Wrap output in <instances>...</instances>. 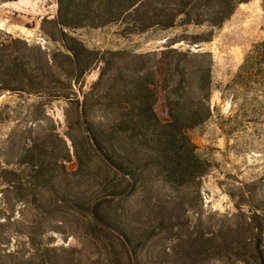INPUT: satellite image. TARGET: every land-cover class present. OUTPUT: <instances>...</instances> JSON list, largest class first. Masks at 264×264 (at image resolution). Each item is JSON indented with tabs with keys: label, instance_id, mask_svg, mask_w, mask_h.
I'll use <instances>...</instances> for the list:
<instances>
[{
	"label": "trees",
	"instance_id": "16d2710c",
	"mask_svg": "<svg viewBox=\"0 0 264 264\" xmlns=\"http://www.w3.org/2000/svg\"><path fill=\"white\" fill-rule=\"evenodd\" d=\"M56 1L58 27H100L130 16L140 22L143 31L171 28L179 16L186 24L221 27L237 5L249 0ZM62 33L70 45L65 46L67 55L59 54L71 66L73 75L83 76L100 64L98 81L91 89L106 85L96 105L107 115L104 121H91L86 96L81 104L74 98L70 100L74 116L65 111V136L70 144L53 128L48 140L34 141L20 155L18 163L28 162L33 168L35 187L48 194L46 200L36 203L37 207L46 216L64 218L67 209L88 214L85 222L74 218L76 223L81 222L86 237L101 244L106 264H148L140 254L153 239L157 246L169 245L163 247L155 264H264V207L254 208L249 214L239 210L232 217L213 222L195 212L200 209L198 183L206 172V163L197 155L188 131L211 113V61L207 55L169 47L159 58L154 53L125 51L108 52V59L98 58L80 41ZM252 54L238 77L243 79L248 70H253L264 83V41ZM119 57H126L121 67L116 65ZM15 61L12 58L11 63L15 65ZM4 63L0 57V70L13 73L14 68L12 71L11 65ZM156 76L170 119L166 124L160 122L153 108L157 101ZM72 160L76 168L69 171L65 163ZM158 181L170 192L158 188ZM19 182L16 170L0 167V186H5L1 193L21 189ZM20 196L25 199L26 193ZM131 197H137L134 207L127 204ZM3 225L0 221V227ZM42 249L37 259H22L17 264H62L63 259L72 264V255L80 253L71 248ZM5 256L16 259L11 252Z\"/></svg>",
	"mask_w": 264,
	"mask_h": 264
},
{
	"label": "rangeland",
	"instance_id": "374dc122",
	"mask_svg": "<svg viewBox=\"0 0 264 264\" xmlns=\"http://www.w3.org/2000/svg\"><path fill=\"white\" fill-rule=\"evenodd\" d=\"M57 11L56 0H0V57L12 71L14 68V74L0 70V167L16 170L21 184V189L4 193L1 191L5 186H0V221L4 224L0 227V263L17 264L22 259L30 262L47 247L80 252L72 255V264H106L101 244L82 232L81 222L88 219V214L67 209L64 218L46 216L36 203L46 200L48 194L35 187L31 164L18 163L34 141L48 140L53 128L66 140L65 111L70 117L75 113L70 100L76 98L81 104L85 95L87 114L93 122L104 121L107 115L96 105L106 85L91 89L98 81L100 64L83 76L73 75L71 66L59 54L68 53L62 32L94 51L98 58L108 59V52L117 51L154 53L159 58L161 51L169 47L205 53L211 61V113L188 131L197 155L206 163V172L198 183L200 209L195 212L213 222L232 217L239 210L249 214L254 208L264 207V83L253 70H248L243 79L238 77L246 58L264 41V0L237 5L232 16L214 28L206 23L186 24L179 16L171 28L141 31L140 22L127 16L100 27L69 30L56 25ZM119 58L116 65L121 67L126 57ZM154 81L157 101L153 108L160 122L166 124L170 119L159 76ZM65 165L69 171L76 168L73 160ZM156 185L170 192L161 181ZM21 193H26L25 199H21ZM127 204L134 207L137 197H131ZM74 217L81 222L76 223ZM6 218L11 221L6 223ZM155 241H148L140 254L148 264H155L163 247L169 246H157ZM6 252L16 259L6 257ZM62 264H68V260L63 259Z\"/></svg>",
	"mask_w": 264,
	"mask_h": 264
},
{
	"label": "water",
	"instance_id": "95a60500",
	"mask_svg": "<svg viewBox=\"0 0 264 264\" xmlns=\"http://www.w3.org/2000/svg\"><path fill=\"white\" fill-rule=\"evenodd\" d=\"M66 140L69 142V140L66 138Z\"/></svg>",
	"mask_w": 264,
	"mask_h": 264
}]
</instances>
